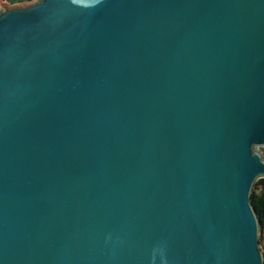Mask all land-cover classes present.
<instances>
[{"label":"water","instance_id":"95a60500","mask_svg":"<svg viewBox=\"0 0 264 264\" xmlns=\"http://www.w3.org/2000/svg\"><path fill=\"white\" fill-rule=\"evenodd\" d=\"M264 0L0 7V264H264Z\"/></svg>","mask_w":264,"mask_h":264},{"label":"trees","instance_id":"16d2710c","mask_svg":"<svg viewBox=\"0 0 264 264\" xmlns=\"http://www.w3.org/2000/svg\"><path fill=\"white\" fill-rule=\"evenodd\" d=\"M17 1L23 2L25 0H17ZM251 200L260 218V221H261L260 230H261L262 227L264 226V178H259L255 182L253 186L252 194H251Z\"/></svg>","mask_w":264,"mask_h":264},{"label":"rangeland","instance_id":"374dc122","mask_svg":"<svg viewBox=\"0 0 264 264\" xmlns=\"http://www.w3.org/2000/svg\"><path fill=\"white\" fill-rule=\"evenodd\" d=\"M31 1V0H28ZM27 0L25 1H17V0H0V7H4L6 5H9L13 2V4H24V2H28ZM257 151H259L263 157H264V146H259L256 148ZM261 233V238H260V242H261V248L264 251V226L262 227V229L260 230Z\"/></svg>","mask_w":264,"mask_h":264}]
</instances>
